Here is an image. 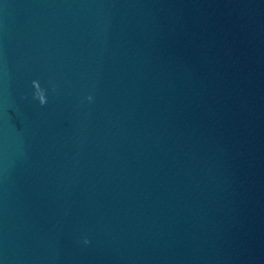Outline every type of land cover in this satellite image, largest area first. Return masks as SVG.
<instances>
[{
    "label": "water",
    "instance_id": "95a60500",
    "mask_svg": "<svg viewBox=\"0 0 264 264\" xmlns=\"http://www.w3.org/2000/svg\"><path fill=\"white\" fill-rule=\"evenodd\" d=\"M0 264H264V0H0Z\"/></svg>",
    "mask_w": 264,
    "mask_h": 264
},
{
    "label": "clouds",
    "instance_id": "9594fccd",
    "mask_svg": "<svg viewBox=\"0 0 264 264\" xmlns=\"http://www.w3.org/2000/svg\"><path fill=\"white\" fill-rule=\"evenodd\" d=\"M88 98H89V100H91V99H92V97H91V96H89Z\"/></svg>",
    "mask_w": 264,
    "mask_h": 264
}]
</instances>
